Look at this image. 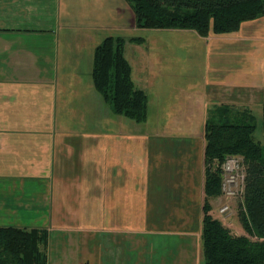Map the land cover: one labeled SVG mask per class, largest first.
I'll list each match as a JSON object with an SVG mask.
<instances>
[{"label": "crops", "instance_id": "0c3cea01", "mask_svg": "<svg viewBox=\"0 0 264 264\" xmlns=\"http://www.w3.org/2000/svg\"><path fill=\"white\" fill-rule=\"evenodd\" d=\"M113 5L0 0V226L45 228L47 264H202V124L210 103L262 110L264 16L227 34L171 31L181 52L188 37L206 41V82L181 97L188 78L170 80L173 101L152 116L148 100L136 124L76 71ZM226 200L211 197L209 214ZM152 228L174 235L146 236Z\"/></svg>", "mask_w": 264, "mask_h": 264}, {"label": "trees", "instance_id": "16d2710c", "mask_svg": "<svg viewBox=\"0 0 264 264\" xmlns=\"http://www.w3.org/2000/svg\"><path fill=\"white\" fill-rule=\"evenodd\" d=\"M125 1L137 27L190 30L201 37L238 30L243 22L264 16V0ZM124 42L122 36L106 35L94 47L91 78L116 113L140 122L147 116L148 97L132 80ZM261 105L264 110V82ZM246 110L221 103L207 113L202 124L204 200L200 237L204 264H264V147L253 138L255 116ZM232 155L241 156L244 167L237 216L246 234L240 235L231 233L209 214V199L221 189L220 170H212L211 164ZM47 238L45 228L0 226V264H47Z\"/></svg>", "mask_w": 264, "mask_h": 264}, {"label": "rangeland", "instance_id": "374dc122", "mask_svg": "<svg viewBox=\"0 0 264 264\" xmlns=\"http://www.w3.org/2000/svg\"><path fill=\"white\" fill-rule=\"evenodd\" d=\"M111 2L114 4L112 6L113 14L110 16V21L106 27L107 29H103L102 31V38L106 35H112L122 36L125 39L124 55L131 65V77L134 84L146 92L149 100L150 114L152 116L154 115L155 108L158 104L167 106L170 101H173L171 100L172 96L169 98L171 92L169 88V84H171L170 80L175 86H180L185 83V81L181 79L188 78L187 84H185L181 90V97H186V93L188 92L192 95H197L206 82L205 75L208 71L206 41L198 37V35H194L192 38L188 37V49L184 48V51L181 52V50H183L181 46L186 42L170 34V32L175 31V29H150L132 25L128 20L129 14H127L126 1L111 0ZM117 5L123 8L124 11L126 10V12L121 10V12L124 13L123 15L121 14L119 16V14H117ZM137 37L141 40L135 41L132 39ZM78 56L83 59L84 63L80 66H76L77 75L83 78L86 77L90 80L92 54L91 52L87 54L86 51H84V53H80ZM86 59L88 60L87 62ZM216 106L217 105L213 103L209 104L210 110ZM178 107L182 110H186L185 113H187L190 103L187 106L184 102H180ZM233 109L242 111L247 108L242 105L233 107ZM248 110L255 116L256 128L253 133V138L259 141L264 147V110L263 108L261 110V108L256 105L253 106L252 109L248 108ZM124 119L126 118L124 117ZM143 124L144 123H139V126H143ZM143 127L146 129L147 125ZM147 131H150V129ZM188 134L194 136L193 133ZM228 161L231 162L228 163ZM216 167L219 168L221 175L220 192L222 193L223 178L227 177L228 174L234 176L235 182L231 187L235 193L230 195L228 200L222 202L228 206L226 212L222 214L219 213L220 207L224 206V204H222L219 208L216 206V209L212 211L211 214L213 217H217L222 224L226 225L231 233L235 235H240L242 233L246 234L237 216L238 205L242 200V187L240 184V175L244 168L242 157L238 155L226 156L222 162L211 164L212 170ZM165 234L174 235V231L152 228L150 232H146V236L154 237H162ZM48 256L52 259L53 263L59 258L56 252H51ZM55 257L57 258L55 259ZM201 263L204 264L203 256L201 257Z\"/></svg>", "mask_w": 264, "mask_h": 264}, {"label": "built area", "instance_id": "2783aa9c", "mask_svg": "<svg viewBox=\"0 0 264 264\" xmlns=\"http://www.w3.org/2000/svg\"><path fill=\"white\" fill-rule=\"evenodd\" d=\"M231 162V161H228V163ZM240 184H241V187H242V179H243V171L240 175ZM235 180H234V176L233 175H228L227 174V177H224L223 178V186H222V193L227 197L229 198L230 195L234 194V190L232 189V185L234 184ZM242 190V189H241ZM228 209V206L224 204V206L220 207L219 209V213H223V212H226V210Z\"/></svg>", "mask_w": 264, "mask_h": 264}]
</instances>
